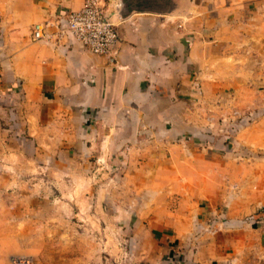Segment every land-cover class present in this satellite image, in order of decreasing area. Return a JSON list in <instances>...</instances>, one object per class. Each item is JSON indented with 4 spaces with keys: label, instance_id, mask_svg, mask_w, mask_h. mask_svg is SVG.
<instances>
[{
    "label": "rangeland",
    "instance_id": "obj_1",
    "mask_svg": "<svg viewBox=\"0 0 264 264\" xmlns=\"http://www.w3.org/2000/svg\"><path fill=\"white\" fill-rule=\"evenodd\" d=\"M256 50L211 66L182 123L143 140L43 143L69 157L33 168L23 189L0 186V264H181L189 254L264 264V45ZM16 197L38 214L12 209Z\"/></svg>",
    "mask_w": 264,
    "mask_h": 264
},
{
    "label": "crops",
    "instance_id": "obj_2",
    "mask_svg": "<svg viewBox=\"0 0 264 264\" xmlns=\"http://www.w3.org/2000/svg\"><path fill=\"white\" fill-rule=\"evenodd\" d=\"M82 1L0 0L1 187L18 188L46 159L69 157L43 143L143 140L147 129L182 123L205 72L215 76L211 66L230 68L233 55L245 60L264 45V0H108L120 34L113 60L68 37L31 38L33 23ZM13 201L12 209L39 212L27 199ZM200 262L189 254L181 264Z\"/></svg>",
    "mask_w": 264,
    "mask_h": 264
},
{
    "label": "built area",
    "instance_id": "obj_3",
    "mask_svg": "<svg viewBox=\"0 0 264 264\" xmlns=\"http://www.w3.org/2000/svg\"><path fill=\"white\" fill-rule=\"evenodd\" d=\"M33 40L73 39L91 53L113 60L120 41L117 25L112 22L104 0H83L78 9L54 12L49 18L30 27ZM11 264H33L31 257L13 255Z\"/></svg>",
    "mask_w": 264,
    "mask_h": 264
}]
</instances>
